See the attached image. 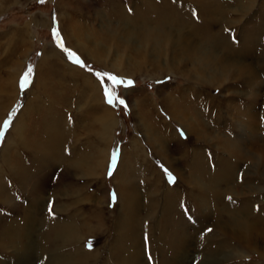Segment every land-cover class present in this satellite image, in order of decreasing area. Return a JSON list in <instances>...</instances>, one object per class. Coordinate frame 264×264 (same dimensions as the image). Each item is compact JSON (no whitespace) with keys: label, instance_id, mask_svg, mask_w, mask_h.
Listing matches in <instances>:
<instances>
[{"label":"rangeland","instance_id":"374dc122","mask_svg":"<svg viewBox=\"0 0 264 264\" xmlns=\"http://www.w3.org/2000/svg\"><path fill=\"white\" fill-rule=\"evenodd\" d=\"M63 1L74 9L73 12L68 11V8L64 6L59 7L58 0H44L43 3L41 0H0V133H3L2 138H0V178L3 182L1 190L7 194L12 192L11 200L7 201L8 204L1 201L0 197V221L4 223L1 230L7 231L12 224L16 229L18 226L23 228L24 219L31 218L33 202L29 196L34 186L32 187L31 179H28L30 174L32 177L38 174L39 179L47 175L38 186V189L45 191H40L42 194L36 198L38 208L37 210L35 208L37 214L35 230L37 228L40 235L39 237L32 236L30 240L34 248L40 247V241L44 238L43 231L45 230L42 218L45 216L44 208H46L45 212L48 213V216L52 215L53 209L55 210L54 219H50L51 223L55 224L57 220L64 222L67 220V217L57 216L56 206L62 205L70 210L73 209L71 214H77L75 215L76 220L74 219L77 226L80 227V224L84 223L82 242L76 248L70 245L65 249L66 251L63 250L65 251L63 254V247L61 246H58L53 252L59 255L61 260V256H66L69 252L71 256L69 264H111V250H114L119 241L120 244L128 243V239L121 238L120 240L116 229L119 227V230L123 229V225L119 226L118 224L120 215L126 217L125 207L119 203L118 191L119 185L121 188H125V182L129 184H126L127 192L136 200L134 210L130 208L133 211H129V213H135V216L131 218V224L134 223L133 225L137 227L136 232H140L143 245V256L140 258L144 264L153 263L158 247L163 246L167 250L168 246L172 245L174 241L172 236L175 238V231L182 223L183 232L187 235L190 233L189 237L196 240V245L203 244L204 239L207 238H217L216 241H212V244L217 240H225L223 233L215 227L219 223V219L221 222L223 221L220 217V208L225 203H221L212 197L208 198L207 192H204L203 195L199 189L193 187V184L187 185L185 179L200 177L201 168H204L203 172L210 169L215 177V173L219 172L221 165L235 164L237 159L234 157L233 161L230 160L229 152L223 144L213 143L211 145L208 141L197 143L194 136L191 141L187 139V130L172 119L169 110L160 99H163L164 94L174 93L177 104H173L175 106L173 108L178 109L177 114L180 117H185L188 114L189 123L197 129L196 126L200 124L199 120L203 121L204 127L202 129L204 132H202L210 133L211 136L217 137L220 141L239 136L235 126L240 124H236L238 120L242 122L243 119H239L236 114L239 110L244 111L248 105L247 113L252 114V119L258 123L257 128L263 139L260 146L251 149L264 157V61L260 63L264 51V0H253L255 2L253 7L250 4L252 0H243L241 5L237 4L238 0H217L216 3L223 7L222 10H228L226 14L222 15L219 13L218 6L217 11L209 10L212 9L213 5H208L205 0H198L199 3L183 0L184 4L181 6L183 18L186 16L189 23H196L197 28L209 29L212 34L224 36L237 47L240 46L241 40L246 38V32H254L258 45H249L247 48L254 50L257 56L244 58V63L251 64V67L254 68L255 80L251 78L250 82L247 78L245 80L228 78L226 81L216 82L214 86H209L200 80L198 73L196 74L197 71L192 69L191 64L193 65V63L190 62L189 55L187 56L183 52L175 54L178 58L173 55L179 47H174L171 52H167L169 47H166V57L163 56L162 58L164 64L159 65L160 69H156L157 66L146 59V54L149 52L140 55L136 48L129 50L132 42L127 43L125 35H123L122 40L116 38L113 41L102 42L105 32L101 29L103 22L113 27L116 26L122 20L121 16L124 14V10L126 18H135L137 16L136 11L143 9L140 8L142 2L147 3L145 6L148 4L150 6L157 5L158 9L161 10L158 12L161 13L162 10L167 9L168 5H178L175 0ZM240 6L241 8H239ZM181 7L179 8L181 9ZM248 7H252V10L249 14L244 15L243 11ZM120 8L125 9L120 12ZM64 16L72 18L79 30L89 35L92 41L94 37L101 38L99 44H102L107 50L105 55L95 54L97 56L95 58L101 61L100 64L90 60V58L86 60L80 55L78 49L68 46L66 33L61 26V20ZM160 19L163 18L160 17ZM230 21L234 24L228 25L231 23ZM256 29L260 32L257 33ZM191 30L195 31L193 28L183 27L186 34H190ZM54 32L58 34L63 47L70 50L82 61L83 67L74 63L69 58L68 53L57 45V35ZM20 40L21 42L24 41L22 45L19 44ZM47 51L49 54L52 51L56 52L62 60L75 65L99 83L102 93L100 103L113 110L118 123L116 127L113 124L106 129L108 124H104L92 114V95L89 97V102H75L77 96L74 91V99L72 98L73 100L70 101L72 96L70 91H73L74 88L73 90L66 89L64 97L65 101L68 102L57 106V108H63L65 121L62 128L67 129L66 146L59 149L67 148L69 159L46 161L47 150L45 147L47 145L43 147L40 141V157L36 158L35 163L32 164L30 162L31 157L28 158L27 153L20 154V143L13 132L16 121H19L21 113L26 108L27 101L34 99L38 94L37 90L33 88L36 70L43 54ZM116 55L123 73L111 69L110 65L106 64L107 61L111 63V59L112 62L115 61L116 57L114 58V56ZM149 56L151 59L155 58L153 53H149ZM50 61L51 65H55L57 69L58 62L56 59L52 58ZM128 61L131 64H127ZM29 67L32 68V75L28 85L21 89V79ZM17 69L20 72L19 83L12 80L8 87L5 86L8 78L13 74L15 75ZM97 72L115 74L126 81H132L131 84L126 83L117 89V95L125 101L126 106L119 104L112 106L106 102L104 86L110 88L111 82L106 77L103 79L97 77ZM255 82L257 85L254 84ZM178 88L186 89V91L176 94L179 93ZM191 89L194 91H189ZM30 90H35V93L29 94ZM46 93V95L52 94L50 91ZM182 94L186 96L185 99L182 98ZM142 97L144 100L149 98L151 103L141 105L142 107L139 106V108L132 107L131 99L134 103L136 99L143 100ZM43 98L40 99L39 111L36 114L38 119L45 117L48 119L45 110L48 111L52 107L56 108L54 102ZM182 101L190 103H186L189 106L188 109L185 108V103ZM182 108L183 110H181ZM63 112L62 114H64ZM12 113L14 115L11 124L5 129L3 124ZM30 117H22L20 124L28 123L27 125H29ZM141 124L150 130L152 129V133L149 132L152 139L153 134H156L158 130L160 131L161 134L157 133L154 138L159 142H164V148H159L158 145L156 147L150 145L149 138L145 137V132L140 128ZM167 131L171 137H166ZM175 132L179 137L175 135ZM28 134L29 142L35 140L31 132ZM59 135L61 136L60 132ZM209 137L207 135V139ZM195 149H201L200 153L198 154ZM113 154H115L114 159ZM184 155L185 157H183ZM122 156L124 158L121 162ZM200 159L205 160V162L200 169H197L196 164ZM75 162H80L87 168L84 170L76 168L73 166ZM95 164L98 166L97 170L91 167ZM21 166L24 168L22 171ZM37 166H42L47 170L39 174ZM169 167H172L173 170ZM89 169L95 173L90 174ZM176 172L182 175L181 178H178ZM256 173L252 167V162L247 160L238 171L237 181L240 183L241 189L229 196L234 203L233 207H242L245 203L252 204L258 216V227L255 232L258 245L252 250L245 244L236 243L237 240L244 239L243 236L233 235V247L236 249L234 253L242 255V257L216 264H264V177L260 178ZM169 176L172 177L171 181ZM206 181H209L208 177ZM206 181L204 180L205 183H207ZM207 187H209L208 184ZM238 193H242V196ZM199 196L203 197L202 200H207V206L203 209L197 202ZM28 211L30 213L26 215ZM98 215L101 219L100 224L97 220ZM251 222L257 223L256 220ZM29 230L32 234V228ZM85 232L86 234H84ZM122 232L129 234L124 230ZM0 240L2 243V238ZM4 243L7 244L3 240ZM10 250L8 249L4 252L5 254L0 255V261L7 259L6 257L12 252ZM90 253H97V257L88 258L87 255ZM193 253L195 256L199 254V257L202 258L200 252L195 250ZM46 255L47 258L52 259L49 253ZM168 257H171V254ZM31 261V264H34L35 259ZM56 262L62 264V261ZM195 264H203L202 259L197 260Z\"/></svg>","mask_w":264,"mask_h":264},{"label":"bare ground","instance_id":"6f19581e","mask_svg":"<svg viewBox=\"0 0 264 264\" xmlns=\"http://www.w3.org/2000/svg\"><path fill=\"white\" fill-rule=\"evenodd\" d=\"M205 1L208 2L207 3L208 5H213L211 7L212 9H209L212 12L217 11L219 9V13L222 15V14H226L228 11V10H222L223 7H220V5L216 3L217 0H205ZM192 2L199 3L198 0H192ZM58 3H59V7L64 6L68 8V11L73 12L74 9L71 8V6L68 5L67 3L65 4L63 0L62 1L58 0ZM145 3L146 2H142L141 4L140 8L143 9H139L138 11H136L137 16L135 18H126V12L124 10L125 8L123 9L120 8L121 9L120 12L124 10L123 11L124 14L121 16L122 19L120 21L121 23L118 21L119 24L113 27L112 25H108L103 22L102 23L103 27L101 29L104 30L105 32L103 35L104 37L102 38L103 39L102 42L113 41L116 38L122 40V38H124L123 35H125V37L127 38V43L132 42V44L129 46V50L136 48V50L139 51L138 53L140 55L143 54L145 55V52L154 54L153 57L155 58L151 59L149 53H147L146 59L151 61L154 66H157L158 68L156 67V69H160L159 65L162 66L164 64L162 58L163 56L166 55L165 54L166 47H169L167 52L173 51L174 47L176 48L179 47V49L176 52H174L173 55L179 54L180 52H183L187 56L189 55L190 62L193 63V65L191 64L192 69L197 71L196 74L198 73L200 80L204 81V83H206L209 86H214L216 82L226 81L228 80V78H239L242 80H245L247 78L250 80V82H251V78L255 80L254 68L251 67V64L244 63V58L246 59L249 57L255 58L257 56V53L254 52V50H249L247 48L249 45H254V46L258 45L256 44L253 31H251L252 33L249 31L248 33L246 32V38L244 40L242 39L240 46L237 47L222 35L215 33L212 34L209 29L202 30L200 28H197V25H195L196 23L195 24L189 23L185 15H184L185 16L184 19L182 15V7H181L184 4L183 0H175V3L176 4L178 3V5L175 6L168 5L167 9L166 10L164 9L165 11L162 10L161 13L158 12L161 10L158 9L159 7L157 5L150 6L148 4L147 6H145ZM242 3L243 0L237 1V4L241 5ZM254 3L255 2L252 0L250 3L252 7L254 6ZM179 7H181V9ZM252 7H248L244 9L243 14L244 15L249 14L250 11L252 10ZM239 8H241V6ZM67 16H64L62 18L61 26L63 27L64 32L66 33L69 42L68 46L70 48L74 47L78 49L80 55H82L86 60L87 58H90V60H94L95 62L100 64L101 61L95 58L97 57L95 56V54L102 56L106 54V50H107L102 46V44H99L100 43L99 40L101 39L99 36L101 35L98 36L99 38L94 37L92 41L89 38V35L81 32L79 28L76 26V23L73 22V19ZM160 17H162L163 19H160ZM230 22H231L230 24H228L229 22L227 24L228 25L234 24L232 21ZM184 26L187 28H193L196 32L191 30L190 34H186L183 31ZM257 30L258 29H256L257 33L260 32ZM119 35L122 36L119 37ZM23 43L24 41L21 42L20 40L19 44L22 45ZM52 58L56 59V61L58 62L57 69L55 65L53 64L51 65L50 59ZM114 58L115 61L113 60L112 62L111 59L110 60L111 63L107 61L106 64L110 65L111 69L118 71L119 73H123L122 71L123 69H121L122 67L118 59V56L116 55L114 56ZM261 59L262 60H260V63L264 61V51L262 52ZM127 64H131V62L128 61ZM134 66L136 65L134 64ZM36 72L37 73L34 80L33 88L37 90L38 94L35 96L34 99L31 100L29 99L27 101L26 108L21 113V116L18 119L19 121L18 122L16 121L13 132V134L14 133L16 134V139L20 143V147H19L20 154L27 153L26 155L28 156V158L31 157L30 162L32 164L35 163L36 158L40 157L41 144L43 145V147L47 145L45 147V149L47 150L45 155L46 161H59V160L69 159L68 149L67 148L61 150L59 149L62 146H66L67 141L65 136L67 129L62 128V124L65 121L64 118L65 113L63 112V108L60 107L59 109L57 108V106L64 105V103L66 102L64 97V91L66 89L73 90L74 88L73 91H70L72 93V96L70 97L71 98L70 101L74 99L73 96L75 92L77 96V100L75 99L76 100L75 102H83V103L89 102L90 101L89 97L90 95H92L91 98V101H93V105L91 106L92 114L96 117V119L99 118L104 124H108L106 125V129L111 127V125L113 124L115 127L117 126L118 119L115 117L114 112H112L113 110L110 109L109 107L101 105L100 103L102 93L100 90L101 88L99 86V83L97 81H94L91 78V76L85 74L81 69H79L75 65H71L66 61L62 60L56 52L52 51L50 54L48 53V51L45 52L43 54L42 60L38 65ZM19 77H20V72L19 69H17L16 74L15 75L13 74L11 77L8 78V82L5 83V86L8 87L12 80H14V82L19 83ZM254 84L257 85L256 82ZM35 90L32 91L30 90V92L28 93L34 94ZM47 91H50L52 94L46 95ZM163 91H165V88H163ZM184 91H186V89H179V93L176 94L183 93ZM189 91H194V89H191ZM43 97L46 98L47 100L49 99V101H51L52 103L54 102L56 106L55 109L54 107H52V109H48V111L45 110L48 119L44 115L43 116L46 118V121L44 120L45 118H41L42 119L41 120L36 117V114H38L39 111L40 99ZM143 97L145 98V96ZM185 97L186 96L182 94V98L185 99ZM162 98L163 99L160 100H162L163 103L166 105L172 119L175 122L182 125L183 128L187 130L186 131L188 136L187 139L191 141L193 139L192 137L194 136L197 143L208 141L211 145H213V143L223 144L227 152H229L228 155L230 157V160L233 161L234 157H236L237 161L235 164L230 163L226 166L221 165L222 169L220 167L219 172L216 171L217 173H215L216 174L215 177L212 175V171H210V169L208 171L203 172L204 168H201L202 171H200L201 174L200 177H197L196 179L195 178L185 179L187 185L193 184V187L199 189L203 195L204 192H207L208 198L212 197L221 203H225L224 206L220 208L221 211L220 217H222L223 221L221 222V219H219L218 221L219 223L215 225L218 231L223 233V235L225 236V240H221V241L217 240V242L212 244V241L213 242L216 241L217 238H207L204 239L203 244L196 245L195 244L196 240L195 239L193 240L192 238L189 237L190 233L187 235L186 233L183 232L184 229L181 226L183 223L181 225L178 224L179 226L175 231V235H176L175 238L172 236V238L174 239L172 245L171 246L167 245L168 246L167 250H165L163 246L158 247L155 253L156 259L151 264H195L196 261L199 259H202L203 264L204 263L216 264L219 262H227L230 261L231 259L241 258L242 255L234 253L236 249L235 247H233V243H234V239H232L233 235L244 237V239L242 240H237L236 243L240 245L245 244L248 248L252 250L255 249L256 248L255 246L258 245L257 238L255 237L256 228L258 227V222H257L258 216L256 214V211H254L251 203H245L242 207L241 206L233 207L234 203L230 199L231 196L229 195L235 194L237 190L241 189V185L237 181L238 171L239 168H241L247 160H250V162H252V167L256 170L257 176H260V178L264 177V157L262 154H259L257 151L254 150L252 151L251 149L258 147L263 143L262 136L259 134V130L257 128L258 123H256V120L254 121V119H252L253 118L252 114L247 113L248 105L247 107L245 105L246 109H244V111L239 110L237 111L236 114V116H238L239 119L241 118L243 119L242 122L241 120L240 122L238 120L236 124L237 123L240 124L235 126L236 133H238L239 136L237 138L232 139V137H230L228 139H225V141H220L217 137L211 136L210 133H203L204 132L202 129L204 127L203 121L199 120L200 124L196 126L198 127L197 129L194 127V125L189 123L188 114L185 115L186 118L183 116L180 117L177 114L178 109L173 108L175 107L173 104H177V98L174 97V93H171L169 95L164 94ZM148 99L149 98L145 100L136 99L134 103L131 99L132 107L139 108V106L141 105L144 104L146 105L147 103H151L149 102ZM185 101L182 102L185 103ZM186 103H188V101ZM186 103L184 104V106L186 109H188L189 106H187ZM181 110H183V108ZM61 111L64 114H62ZM22 117H30V122H29L30 124L29 125H27L28 123L20 124V119ZM52 117L55 118L52 119ZM199 119H200V115H199ZM140 128L145 132L146 136L145 135L144 136L149 138L148 141L150 145H152L153 147H156L158 145L159 148H164V142H159L154 138L156 134L160 132L159 130L158 132L155 131L157 133L153 134V139H152L149 136V132L152 133L151 131L152 129L150 130L146 126L144 127L142 124L140 125ZM30 132L33 135V137H35V140H33L32 142H29L30 139L28 140L27 138V134ZM59 132L61 133V136L59 135ZM166 134H167L166 136L167 138L168 136L171 137L169 135L170 134L169 131H167ZM175 135L179 137V135L176 132ZM207 135L210 136L208 139H207ZM29 136L31 137V135ZM40 141L41 144H39ZM226 150H224V152H226ZM195 151L199 154L201 149H195ZM183 157H185V155ZM123 158L124 157L122 156L121 162L123 161ZM245 159L247 160L245 161ZM204 162L205 160L200 159L196 164L197 169H200V167L204 164ZM73 166L76 168H80L81 170L87 168V167L85 168L80 162H75ZM91 167L94 170H97L98 166L97 164H95V166H91ZM169 168L173 170L172 167ZM20 169L21 171L24 170L22 166L20 167ZM45 170H47V168L45 169L42 168V166H37V171L39 172V174ZM92 172L95 173L92 169H89V173L92 174ZM175 174L178 176V178H181L182 176L178 172H176ZM29 177L30 178L28 180L31 179L33 183L32 187L34 186L33 191L29 196L33 202V207L31 210V218L28 217L24 219L25 224L23 228H19L18 226V228L16 229L14 224H12L7 229V231L1 230V227L3 226L4 223H1L0 221V238H2V243H0V255L5 254L4 252L8 249H11L10 252L12 251L11 253H9L8 257H6L7 259L5 261L2 260L0 261V264H31L32 259H35L34 264H56L57 262L55 263V261L58 262L62 261V264H69L71 261V256L69 255V252L67 253L66 256H61L62 260L60 259L59 255H56L53 252L58 246L63 247L62 254L65 253L66 251L65 249L68 248L70 245H72L75 248L79 246L83 238L82 234L84 231V223L80 224L81 228L78 227L77 223H75L76 220L75 215L77 214L74 215L71 214V211L73 209L70 210L68 207L62 205L56 206L57 216L67 217L66 218L67 220L65 222L63 220H57L56 224L51 223L50 219H54L53 214L55 210L53 209L52 215L48 216V213L45 212L46 208H44L45 216L42 218L44 220L45 230L43 231L44 238L41 239L40 241V247L41 246L42 247L34 248L33 243L31 242L30 239L32 238V236L39 237L40 235V233L37 232L38 231L37 228L35 230L36 227L35 224L37 221V214L35 208L36 210L38 208V206L36 205L38 203L36 198L37 196L42 194L40 191L42 192L45 191L42 189H38V186L39 183L45 177H47V175H44L41 179L38 178V174H35L33 177L30 174ZM207 177L209 178V181H206ZM1 179L2 178H0L1 201L6 202L8 204L7 201L11 200L10 196L12 195V192L7 194L5 193V191L3 192L1 190V188L3 187V182L1 181ZM204 180L207 183H205ZM124 184H125V188L123 187L121 188L120 187L121 185H119L118 191H119V203L125 207L124 211L126 217H122L121 216L122 214L120 215V217L118 218V222H119L118 224L119 226L123 225V229L119 230L120 227L116 229L118 230V235L120 237V240L121 238L128 239V243L124 242V244L123 243L120 244L119 241L116 244L114 250H111L112 255L110 256V260H111V264H144L142 258H140L141 256H143V245L141 243L142 239L140 238V232H136L137 227L136 225H133L134 223L131 224V218L132 216H135L134 215L135 213L134 212L129 213V211L134 210L136 200H134L127 192L126 184H128V182H125ZM207 184L209 187H207ZM238 194L242 196V193H238ZM201 196L197 198V202L200 205V207H202L203 209V207L207 206V200H202L203 197ZM130 208H133V210H130ZM29 213L30 211H28L26 215H28ZM99 215L97 216V220L99 221L100 224L101 219H99ZM181 219H179L180 222H182ZM253 220H256L257 223L253 224L251 222ZM30 228H32L33 230L32 234L30 233L29 230ZM123 230L129 232V234L122 232ZM19 231L21 232L18 233ZM84 234H86V232ZM251 236H253L254 238L252 239ZM3 240L7 242V244L5 243L3 244ZM195 250L200 252L202 258L199 257V254H197L196 256L194 255L195 253H193V251ZM47 253H49L52 256V259L50 257L47 258L46 255ZM169 254H171V257H168ZM87 257L88 258L97 257V253L95 254L90 253L87 255Z\"/></svg>","mask_w":264,"mask_h":264},{"label":"snow or ice","instance_id":"6c2138e0","mask_svg":"<svg viewBox=\"0 0 264 264\" xmlns=\"http://www.w3.org/2000/svg\"><path fill=\"white\" fill-rule=\"evenodd\" d=\"M44 0H41V3H43ZM54 34H56L54 32ZM57 35V45L59 47H61L65 52L68 53V56L70 59H72V61L76 64H79L80 66H84L82 61L75 56L74 53H72L70 50L66 49L63 47V44L60 42V38ZM32 75V68L29 67L27 72L23 75L22 79H21V82H20V87L21 89L25 88L28 83H29V79ZM96 76L103 79L104 77L107 78L108 81L111 82V87H107V86H104V96L106 98V102L109 104V105H112V106H115L116 104H119V105H122V106H126L125 104V101L123 99H121L118 95H117V89L118 87L124 85V84H131L132 81L130 80H125L124 78H121V77H118L116 76L115 74H110V73H99L97 72L96 73ZM14 115V113L10 114L9 118L4 122L3 124V127L6 129L9 127V125L11 124V120H12V116ZM3 136V133H0V138H2ZM115 158V154H113V159ZM172 177L169 176V180L171 181Z\"/></svg>","mask_w":264,"mask_h":264}]
</instances>
